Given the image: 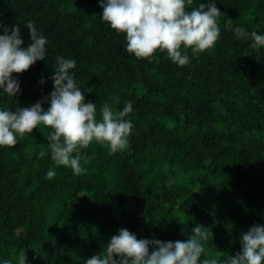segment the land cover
I'll use <instances>...</instances> for the list:
<instances>
[{
	"label": "trees",
	"instance_id": "obj_1",
	"mask_svg": "<svg viewBox=\"0 0 264 264\" xmlns=\"http://www.w3.org/2000/svg\"><path fill=\"white\" fill-rule=\"evenodd\" d=\"M200 3L208 0L186 8ZM215 3L218 42L178 67L159 51L150 59L127 53L124 34L100 19V0H0V25L18 26L22 47L31 42L29 20L49 40L45 60L12 74L20 92L0 95V107L47 97L59 55L77 61L76 81L98 119L105 104L118 111L131 102L134 123L126 149L109 155L93 142L82 150L81 175L54 166L47 127L0 148V260L83 264L122 228L174 242L201 225L210 229L206 257L219 261L241 251L242 233L264 226V48L225 28L231 19L264 33V0ZM52 167L56 176L44 179Z\"/></svg>",
	"mask_w": 264,
	"mask_h": 264
},
{
	"label": "clouds",
	"instance_id": "obj_2",
	"mask_svg": "<svg viewBox=\"0 0 264 264\" xmlns=\"http://www.w3.org/2000/svg\"><path fill=\"white\" fill-rule=\"evenodd\" d=\"M191 3L192 0H100L99 6L103 9L100 19L117 34H124L125 51L135 58H154L159 51L166 53L173 64L184 67L191 64L192 58L215 47L221 35L218 23L221 12L215 0L187 10L186 5ZM25 26L31 42L22 47L24 40L18 26L8 29L0 25L3 30L0 34V95L16 97L20 82L12 74L28 70L47 56L48 38L38 31L33 21L29 20ZM225 28L232 31L238 41H251L253 49L264 48V33L233 25L231 19ZM76 67L75 59L56 56L51 76L54 86L47 97L29 107H0V148L15 146L34 128L47 127L50 129L46 138L47 152L54 166L70 168L74 175L87 171L81 163L82 150L91 143L104 146L109 155L127 148L134 128L130 118L132 103H126L118 111L105 104L98 119L96 104L85 102L76 81ZM45 103L47 110L42 107ZM112 103L119 104V97H113ZM45 155L42 149L38 157ZM87 162L84 158L83 163ZM55 167L46 172L44 179L56 176ZM209 239L210 229L201 225L192 228L186 240L174 242L137 239L135 234L122 228L102 252L84 260L83 264H264L262 225L252 226L242 233L241 251L223 260L206 257L205 245ZM0 264L13 262L4 259ZM15 264H26L25 254L19 255Z\"/></svg>",
	"mask_w": 264,
	"mask_h": 264
}]
</instances>
